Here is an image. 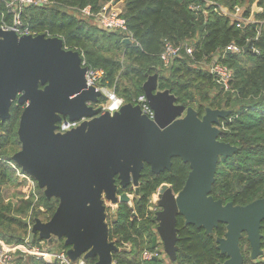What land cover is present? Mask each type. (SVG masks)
<instances>
[{
	"label": "water",
	"instance_id": "1",
	"mask_svg": "<svg viewBox=\"0 0 264 264\" xmlns=\"http://www.w3.org/2000/svg\"><path fill=\"white\" fill-rule=\"evenodd\" d=\"M87 69L80 53L66 49L59 37L0 29V119L10 118L13 102L24 106L17 131L21 148L11 160L35 179L48 200L59 201L50 220L35 219L29 242L63 240L72 262L96 257L93 264H116L119 247L109 239L105 202L131 204L129 193L118 194L119 188L131 186L138 195L146 165L159 174L172 169L173 158H181L190 166L183 188L175 193L163 184L155 203L157 232L169 259H177L179 215L208 235L219 223L226 225L216 242L227 259L218 264L245 263L244 236L251 259L261 257L264 198L235 205L212 196L220 159L238 151L219 139L231 110L207 107L200 116L170 90H160L156 73L143 84L153 119L134 103L102 113L97 107L102 93L87 86ZM65 118L81 123L57 132Z\"/></svg>",
	"mask_w": 264,
	"mask_h": 264
},
{
	"label": "trees",
	"instance_id": "2",
	"mask_svg": "<svg viewBox=\"0 0 264 264\" xmlns=\"http://www.w3.org/2000/svg\"><path fill=\"white\" fill-rule=\"evenodd\" d=\"M48 1L51 3L45 7H28L25 23L38 33L61 38L64 47L79 52L88 66L102 68L104 82L114 87L125 103H135L145 94L143 84L157 73L159 89L170 90L179 104L196 105L200 116L207 107L231 110L222 121L219 139L237 146L238 151L220 159L212 196L235 205L264 198V30L259 29V21L264 20V0H114L123 4L121 16L125 19L126 32L101 29L91 22L94 17H85L80 12L90 7L92 14H96L113 0ZM255 2L262 13L255 15V23L242 28L214 10L216 6H224L231 12L244 9L243 15L248 18ZM4 21L11 22L12 15L6 14L0 0V24ZM128 36L131 43L124 41ZM167 43L182 47L180 56L168 67L160 58ZM231 44L240 47L241 53L227 52L226 47ZM187 47L192 48V54L186 52ZM217 57L233 71L228 91L210 72V65ZM166 71H170L168 76ZM23 108L13 102L10 118L5 122L0 119V241L6 244L25 242L31 232L30 223L37 218L50 220L59 203L57 198L48 200L34 179L40 195L35 202L30 185L19 179L7 163L21 148L17 131ZM189 171L188 163L173 158L172 169L159 174L145 166L138 195L131 186L118 189V194L127 192L135 196L131 204H119L116 217L108 222L109 239L119 247L113 255L116 264H166L162 257L141 258L143 250L163 247L155 212L149 209V203L163 184H169L178 193ZM7 187L12 188L14 195H5ZM20 187L23 190L19 194ZM42 206L45 211L40 209ZM177 229L176 261L169 259L164 248L161 250L169 264H218L227 259L216 242L225 235V224L219 223L214 233L208 235L202 228L186 225L179 215ZM261 234L264 249V222ZM40 241L36 237L33 245ZM57 242V250L66 252L64 241ZM125 243L131 245L129 249L124 247ZM244 244L250 248L246 236L240 243L242 253ZM96 260L95 257L87 262L93 264ZM26 263L60 264L58 260L47 263L33 256ZM258 264H264V255Z\"/></svg>",
	"mask_w": 264,
	"mask_h": 264
},
{
	"label": "built area",
	"instance_id": "3",
	"mask_svg": "<svg viewBox=\"0 0 264 264\" xmlns=\"http://www.w3.org/2000/svg\"><path fill=\"white\" fill-rule=\"evenodd\" d=\"M6 8V14L12 15L11 22H2L0 24V29L3 30H14L20 36L21 35H38V34H45V33H38L33 27L30 26L29 23H25L24 13L25 10L30 6L35 7H45L49 5L51 2L48 0H1ZM212 4V3H209ZM219 14L228 17L235 25L239 28H242L246 24L252 22V15L246 18L241 11L231 12L228 8L224 6H216L214 9ZM80 12L85 17H94L96 21V25L101 29L108 30V31H127V26L125 23V19L121 16V11L111 6L110 3L104 5L102 9L96 13L92 14L91 8L86 7L81 9ZM5 17V14H3ZM259 33V32H258ZM46 36L52 37L48 34ZM131 38L130 36H128ZM67 49V48H66ZM182 47L175 46L171 43H167L163 52L160 55L161 61L163 62L164 66H170L174 59L180 56ZM227 52H234V53H241V48L237 47L234 44H231L226 47ZM186 52L188 54H192V48L187 47ZM82 65L87 66L86 72V83L88 87H95L97 91H101L102 99L100 104L97 107L102 109V113L109 112L113 114L114 112L118 111L124 104L125 101L123 98L119 97L114 89V87L108 86L107 82H104L105 71L102 68H94L90 67L86 64L85 60L82 59ZM210 72L214 75L216 82L220 84L226 91L230 89V82L233 79V71L229 66L224 64L220 57H217L213 63L210 65ZM134 104H139L141 106L142 112L148 115L151 119L154 118V111L151 106L148 104L147 98L145 94L138 97ZM81 121H71L68 118L63 119L58 123L57 132L65 133L73 128L79 126ZM10 164L12 169L16 172V176L19 178L26 180L27 183L30 185L32 192L35 197V201H38V193L36 191V184L32 177L24 174L21 168L11 160L7 161ZM160 189V188H159ZM158 191L155 193L156 195L153 196L152 200L149 203V209L152 210L154 207V212L157 211L156 208V200ZM106 207L108 204L113 205L110 202H105ZM153 205V207H151ZM118 207V206H117ZM108 208V207H107ZM42 211H45L43 207H40ZM108 216V215H107ZM33 223H30V230ZM40 242H43L42 240ZM129 243H125L124 247L129 249ZM18 254L21 257L33 256L36 259L43 260L47 263H52L55 260H58L60 264H85L86 260L83 258L79 259L77 262H72L69 257L67 256L66 252L62 253H54L49 251H43L37 247V245H33V243L29 242V237L26 238L25 242L19 244H6L3 241H0V264H15L14 257ZM162 251L159 248L154 250L145 249L141 254L142 260H151L153 258L161 257Z\"/></svg>",
	"mask_w": 264,
	"mask_h": 264
},
{
	"label": "rangeland",
	"instance_id": "4",
	"mask_svg": "<svg viewBox=\"0 0 264 264\" xmlns=\"http://www.w3.org/2000/svg\"><path fill=\"white\" fill-rule=\"evenodd\" d=\"M243 11H241L242 13L244 12V9H242ZM251 10H252V22H250V23H255L256 22V18H255V14H257V13H262V9L260 8V7H258L257 6V4H255V3H253L252 5H251ZM76 15L77 16H79V17H81L78 13H76ZM92 23H96V21H95V19H93L92 21H91ZM260 23H259V29H263L264 30V20H261V21H259ZM126 38H129V37H126ZM206 68L208 67L207 65H204ZM169 73H170V71H166L165 72V75H169ZM122 98V97H121ZM191 107H193L194 109H196V105H194V106H191ZM19 179H21V178H19ZM23 190V187H20L18 190H17V193H19L20 191H22ZM4 193H5V195L6 196H12V195H14L13 193H15L13 190H12V188H9V187H7V188H5L4 189ZM38 193V192H37ZM20 194V193H19ZM38 195V198L40 197V195L39 194H37ZM129 195H130V199H131V203H132V201H133V199H134V196H135V194H132V193H129ZM154 195H156V194H154ZM153 195V196H154ZM153 198V197H152ZM152 198H151V200H152ZM14 199H17V198H14ZM35 202H37V201H35ZM118 206V205H117ZM117 206H112V205H110V204H108V208H107V210H106V212H107V223L108 222H110L111 221V219H114V217H116V215H117V210H118V207ZM43 207V206H42ZM151 207H153V205H151ZM44 208V207H43ZM154 210V207L152 208V210L151 211H153ZM108 217H109V219H108ZM37 247L38 248H40L41 250H43V251H49V252H54V253H62L61 251H58L57 250V247H58V242H57V240H54L52 243H49L48 241H43V242H38L37 244ZM160 250H163V247H160L159 248ZM263 249V248H262ZM164 251V250H163ZM263 251H264V249H263ZM243 253H244V256H245V263L244 264H258V263H260V261L263 259V255L261 256V257H259L258 259H256V260H252L251 259V249L248 247V245L247 244H244L243 245ZM28 257L29 256H27V257H24L23 259L21 258V256L20 255H18V254H16L15 255V257H14V260H15V264H27L26 263V260L28 259ZM163 259H164V262L166 263V264H169L170 263V261H169V259H168V257L165 255V254H163L162 256H161ZM22 259V260H21ZM84 260V259H83ZM56 261V260H55ZM54 262V261H53ZM52 262V263H53ZM85 264H89L87 261L85 262Z\"/></svg>",
	"mask_w": 264,
	"mask_h": 264
},
{
	"label": "crops",
	"instance_id": "5",
	"mask_svg": "<svg viewBox=\"0 0 264 264\" xmlns=\"http://www.w3.org/2000/svg\"><path fill=\"white\" fill-rule=\"evenodd\" d=\"M110 4H111V6H114V8H116V9L122 11V6H123V4H121V3H116V2H114V0L111 1ZM255 4H257V2H255ZM257 6H258V5H257ZM258 7H259V6H258ZM261 9H262V8H261ZM255 15H256V14H255ZM255 18H256V17H255Z\"/></svg>",
	"mask_w": 264,
	"mask_h": 264
}]
</instances>
